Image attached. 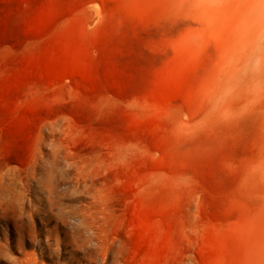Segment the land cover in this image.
I'll return each mask as SVG.
<instances>
[{
  "label": "rangeland",
  "instance_id": "rangeland-1",
  "mask_svg": "<svg viewBox=\"0 0 264 264\" xmlns=\"http://www.w3.org/2000/svg\"><path fill=\"white\" fill-rule=\"evenodd\" d=\"M0 264H264V0H0Z\"/></svg>",
  "mask_w": 264,
  "mask_h": 264
}]
</instances>
